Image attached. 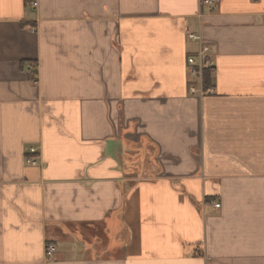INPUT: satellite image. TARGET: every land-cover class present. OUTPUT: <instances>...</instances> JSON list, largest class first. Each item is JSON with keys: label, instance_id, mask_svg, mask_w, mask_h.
<instances>
[{"label": "crops", "instance_id": "1", "mask_svg": "<svg viewBox=\"0 0 264 264\" xmlns=\"http://www.w3.org/2000/svg\"><path fill=\"white\" fill-rule=\"evenodd\" d=\"M201 1L0 0V264H264V0Z\"/></svg>", "mask_w": 264, "mask_h": 264}, {"label": "built area", "instance_id": "2", "mask_svg": "<svg viewBox=\"0 0 264 264\" xmlns=\"http://www.w3.org/2000/svg\"><path fill=\"white\" fill-rule=\"evenodd\" d=\"M201 4L209 9H213L217 4V0H202ZM36 5V4H34ZM187 38L190 42L197 43L199 45L196 54L190 56L187 59L189 66V74L191 81L189 83V94L200 99L213 94V88L207 86L205 83V71L212 67L211 61V49L209 46L203 43L202 37L194 33H188ZM39 155L38 150L35 147H31L28 150V156L26 157V164L29 166H38V162L35 156ZM216 208H219V204H215ZM57 252V247L54 244H48L45 247V256L47 261L54 260V255Z\"/></svg>", "mask_w": 264, "mask_h": 264}, {"label": "trees", "instance_id": "3", "mask_svg": "<svg viewBox=\"0 0 264 264\" xmlns=\"http://www.w3.org/2000/svg\"><path fill=\"white\" fill-rule=\"evenodd\" d=\"M205 83H206L207 85L210 84V77H209V74H208V73L205 74Z\"/></svg>", "mask_w": 264, "mask_h": 264}]
</instances>
